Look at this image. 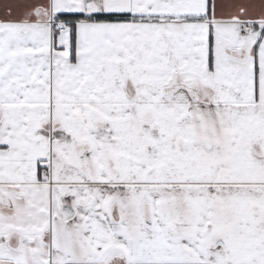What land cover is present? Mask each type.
I'll return each instance as SVG.
<instances>
[{
  "label": "snow or ice",
  "instance_id": "snow-or-ice-1",
  "mask_svg": "<svg viewBox=\"0 0 264 264\" xmlns=\"http://www.w3.org/2000/svg\"><path fill=\"white\" fill-rule=\"evenodd\" d=\"M0 264H264V0L0 2Z\"/></svg>",
  "mask_w": 264,
  "mask_h": 264
},
{
  "label": "crops",
  "instance_id": "crops-1",
  "mask_svg": "<svg viewBox=\"0 0 264 264\" xmlns=\"http://www.w3.org/2000/svg\"><path fill=\"white\" fill-rule=\"evenodd\" d=\"M0 2H3V0H0Z\"/></svg>",
  "mask_w": 264,
  "mask_h": 264
}]
</instances>
